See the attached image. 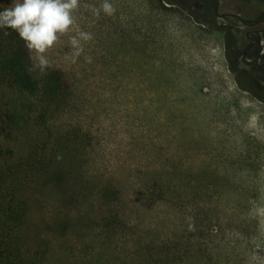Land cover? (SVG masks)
<instances>
[{
  "label": "rangeland",
  "instance_id": "1",
  "mask_svg": "<svg viewBox=\"0 0 264 264\" xmlns=\"http://www.w3.org/2000/svg\"><path fill=\"white\" fill-rule=\"evenodd\" d=\"M121 1L109 0L111 15H93L102 2L78 0L74 24L43 54L47 64L36 54L41 68L58 67L75 78L85 106L79 122L93 138L94 172L134 188L158 180L166 198L147 216L153 227L193 236L219 260L228 255L234 264H264V103L240 88L242 69L226 58L218 31L225 28L234 41L233 29L242 26L218 16L208 20L214 31L196 24L205 17L185 0H148L143 9L165 18L159 40L171 49L163 56L142 51L158 62L122 64L96 40L107 41L104 24L123 35L129 16L138 15L136 0ZM218 1V15L243 18L242 6ZM81 31L91 39L81 41L76 55L70 40Z\"/></svg>",
  "mask_w": 264,
  "mask_h": 264
},
{
  "label": "trees",
  "instance_id": "2",
  "mask_svg": "<svg viewBox=\"0 0 264 264\" xmlns=\"http://www.w3.org/2000/svg\"><path fill=\"white\" fill-rule=\"evenodd\" d=\"M136 1L138 15H128L126 35L104 24L107 41L96 39L122 64L153 63L142 51L163 56L171 49L159 40L165 18L144 11L148 0ZM185 1L205 17L196 24L215 31L208 24L218 18L214 8ZM232 1L243 7V17L258 9L264 14V0ZM13 3L0 0V10ZM223 19L229 24L231 18ZM218 31L225 48L241 50L238 31L234 41L225 28ZM80 100L73 75L41 68L16 32L0 29V264H234L193 236L152 226L147 216L166 198L158 180L134 188L94 172L93 138L79 122L85 113Z\"/></svg>",
  "mask_w": 264,
  "mask_h": 264
},
{
  "label": "clouds",
  "instance_id": "3",
  "mask_svg": "<svg viewBox=\"0 0 264 264\" xmlns=\"http://www.w3.org/2000/svg\"><path fill=\"white\" fill-rule=\"evenodd\" d=\"M78 0H14L11 7L0 10V29H11L24 41L25 46L37 54L41 66L47 64L44 57L59 34L66 33L74 24L73 11ZM93 15L103 12L111 15L114 8L109 0H102L98 8L91 9ZM91 35L78 32L70 43L76 55L82 51L81 41L87 42Z\"/></svg>",
  "mask_w": 264,
  "mask_h": 264
},
{
  "label": "flooded vegetation",
  "instance_id": "4",
  "mask_svg": "<svg viewBox=\"0 0 264 264\" xmlns=\"http://www.w3.org/2000/svg\"><path fill=\"white\" fill-rule=\"evenodd\" d=\"M168 2H175L176 0H167ZM192 1V0H188ZM198 3L208 2L215 10V14L221 18L230 17L234 26L237 24L242 26L238 31L240 33L239 44L241 50L232 53V47L225 48L226 58L232 65L241 67V76L243 83L241 89L247 93L257 92L259 100L264 103V57L261 63V56H264V50L260 43L264 42V14L258 9L253 15L241 18L239 15L226 14L218 15L219 8L218 0H193ZM185 4L187 2L185 1ZM234 30V29H233ZM243 59H249L246 65L243 64Z\"/></svg>",
  "mask_w": 264,
  "mask_h": 264
},
{
  "label": "crops",
  "instance_id": "5",
  "mask_svg": "<svg viewBox=\"0 0 264 264\" xmlns=\"http://www.w3.org/2000/svg\"><path fill=\"white\" fill-rule=\"evenodd\" d=\"M126 35V33H124Z\"/></svg>",
  "mask_w": 264,
  "mask_h": 264
}]
</instances>
